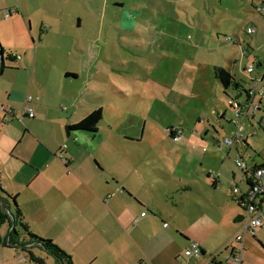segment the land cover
Here are the masks:
<instances>
[{
    "label": "crops",
    "instance_id": "1",
    "mask_svg": "<svg viewBox=\"0 0 264 264\" xmlns=\"http://www.w3.org/2000/svg\"><path fill=\"white\" fill-rule=\"evenodd\" d=\"M99 3L0 0V46L5 58L11 54L0 75V186L16 196L30 230L53 239L72 256L74 264H223L225 254L217 263L211 256L224 251L231 238L210 245L197 236L201 216L178 212L175 195L210 182L215 190L225 187L227 196L229 185L234 198V187L244 192L248 187L245 174L240 169L239 176L232 162L242 157L248 138L235 139L227 147L224 139L234 137L238 129L233 136L223 138L207 129L205 138L212 136L215 148L202 146L191 161L182 164L177 145L172 152L174 162L151 165L152 174L150 165H141L139 169L146 173L140 178L127 176L131 165L116 164L115 147L111 146L119 137L115 119L121 111L117 104L108 102L116 95L109 87L117 65L106 68V51L80 45L87 27L100 16ZM9 9L15 12L6 17ZM130 23L124 25L129 27ZM261 72L254 79L264 77V70ZM250 102L260 104L261 110L250 106L247 117L241 119L243 131L256 127V113L264 111V92L259 91ZM2 106L12 113H5ZM26 107L34 109V117ZM100 108L103 118L95 132L66 130ZM183 139L184 135L175 142ZM184 152L182 148L181 155ZM120 171L126 172V177ZM236 178L239 182L233 186L231 179ZM1 188L0 196L8 200L10 221L0 229V264H14L9 262L10 252L23 264H31L19 246L5 243L13 228L21 234L23 231L13 221L16 206ZM157 201H164L168 209L161 210ZM237 218L235 221H242ZM249 238L245 242L257 247ZM191 241L198 242L205 254L185 257ZM243 258L256 264L250 254L243 253Z\"/></svg>",
    "mask_w": 264,
    "mask_h": 264
},
{
    "label": "rangeland",
    "instance_id": "2",
    "mask_svg": "<svg viewBox=\"0 0 264 264\" xmlns=\"http://www.w3.org/2000/svg\"><path fill=\"white\" fill-rule=\"evenodd\" d=\"M261 1L264 0H100V16L87 27L80 45L106 51V68L117 65L109 87L116 95L108 102L117 104L123 112L116 116L119 137L111 146L115 147L116 164L131 165L127 176L140 178L146 173L139 169L141 165H150L152 174L151 165L174 162L172 152L177 145L182 164L191 161L202 146L215 148L212 136L205 138L207 129L219 138L233 136L238 127L230 121L235 114L228 100L236 97L238 90L230 88L226 92L215 67L229 69L241 89L249 88L252 78L262 73L257 64L264 59V18L255 10ZM124 23H130L129 27ZM248 27H255L256 33L249 35ZM250 65L255 66L252 75L246 71ZM256 115L263 127L248 137L242 154L249 168L264 162V111ZM170 127L183 132L182 142L173 141ZM232 168L239 176L242 174L235 162ZM120 173L126 177V172ZM231 181L233 186L239 182L238 178ZM238 186L245 188L244 184ZM231 187L228 186V196L225 187L215 190L211 182L175 195L178 212H188L193 218L201 216L197 236L210 245L229 238L233 242L244 223L235 221L238 214L245 215V210L232 196ZM157 205L161 210L169 207L164 201H157ZM246 237L258 246L254 248L246 241L244 253L250 254L256 264H264V225L256 229V238ZM37 253L48 264H56L53 255ZM9 257L10 263L23 264L17 254L10 252Z\"/></svg>",
    "mask_w": 264,
    "mask_h": 264
},
{
    "label": "built area",
    "instance_id": "3",
    "mask_svg": "<svg viewBox=\"0 0 264 264\" xmlns=\"http://www.w3.org/2000/svg\"><path fill=\"white\" fill-rule=\"evenodd\" d=\"M256 11L264 15V5H259L256 7ZM15 12V9H10L5 11V16L10 17ZM247 33L252 35L256 33L255 27H248ZM19 57V56H18ZM264 66V60L262 61ZM255 71V66L250 65L247 68V72L252 75ZM253 79V84L249 89L250 99L260 91L264 92V77L260 79ZM263 83V87H260V84ZM28 100H31V97H28ZM250 100V101H251ZM244 103L241 100L230 99L229 105L233 106V112L235 114V123L238 124V131L235 133L234 137H228L224 139V142L227 146L231 147L235 139H243L246 137L241 123H239L238 118L247 117L250 106L253 105L255 110H259L261 105L251 102ZM2 110L5 113H12L10 108L2 106ZM26 110L29 112V116H34V109L32 107H26ZM169 131V129H168ZM183 137V132L180 129L176 130L175 135L172 137L174 141H179ZM235 163L239 169H241L246 177L250 180V186L244 191L236 186L233 188V193L239 205L244 208V223L240 230V233L236 235L234 241L229 244L225 249V261L224 264H246L243 258V253L246 249L245 239L247 235H255L256 229L264 225V166L256 168L254 170L249 169L247 163L242 159L241 156L235 159ZM248 173V174H247ZM142 216L146 215V212H142ZM167 225V223L165 224ZM224 249V250H225ZM203 253L202 246L196 242L191 241L189 246L185 249V257H201ZM217 255V254H216ZM215 256H211L212 262H214Z\"/></svg>",
    "mask_w": 264,
    "mask_h": 264
},
{
    "label": "trees",
    "instance_id": "4",
    "mask_svg": "<svg viewBox=\"0 0 264 264\" xmlns=\"http://www.w3.org/2000/svg\"><path fill=\"white\" fill-rule=\"evenodd\" d=\"M259 5H264V1H261L259 4L255 5V10H256V7ZM257 13H259V12H257ZM259 14H261V13H259ZM261 15L264 18V15L263 14H261ZM10 55L11 54H8L6 58L3 57L2 61L0 58V75L2 74V72L5 68L4 61H5V59L10 58ZM263 60H260L259 63L257 64V67H259V69H262V70H264V66L262 65ZM215 74H216V77L219 79L220 83L223 85L226 92L230 88L238 90V93L240 91H243L245 93V97H246V99L245 98L242 99L243 102L246 103V102H249L251 100L250 99L251 97L249 95V89L251 88V86L253 84L252 83L253 80H252L249 88H246V89L242 88L241 89V87H242L241 83L236 80L234 74H232V72L229 69H226L225 67H220V66L215 67ZM243 92H242V95H243ZM242 95H240V96L237 95L236 97L231 96L230 99L240 100V97ZM254 98L255 97H253L252 99H254ZM230 106L233 109V106L232 105H230ZM260 110H261V107L258 111H260ZM221 116L224 117L225 113H222ZM102 118H103L102 109L101 108L96 109V110L92 111L90 114H88V116H86L80 122L73 124V125H68L66 127V130L68 132L74 131V130H87V131L95 132L97 130L98 124L102 120ZM244 118H246V117H244ZM244 118L243 117L238 118L239 123L242 124L241 119H244ZM234 119L233 120L231 119L230 121H231V123H233L234 125H237V127H238V124H236L234 122L235 121ZM253 119H254V116H253ZM257 125H258V127H257ZM257 125L253 129L247 130L248 133H247V135L245 134L246 137L244 139H247L248 137L257 134V129L259 127H263L262 126L263 123L260 120L257 121ZM176 130L177 129L174 127L169 128L168 132H169L171 137H173L175 135ZM226 138H228V137H226ZM261 166H264V162L262 164H255L254 167L249 168V169L254 170V169L259 168ZM246 182H247V186L249 187L250 186V180L248 177H246ZM0 188H1V186H0ZM1 190H2V188H1ZM2 191L8 196V198H10V200L13 201V204L16 206V215H13L14 216L13 221L17 225H19V227L23 231L21 234L18 231V229L13 228L12 232L9 235L8 240H6L5 243L8 244L9 246H19L26 253L27 258L31 263L34 262L35 264H48L46 261V258L40 256L37 253V251H46L47 253L54 256V258L56 259V264H74L72 256L70 254H68L64 249H62L57 243H55V241L53 239L37 235L36 233H34L30 230L28 222L25 220L24 216L22 215L21 210L18 207V204L16 201V196L11 195L4 190H2ZM8 212H9L8 211V200L5 199V197L0 196V229L6 222L10 221V215L8 214ZM254 238H256L255 235H254ZM226 249L224 251H222L221 253L225 254ZM202 254L204 255L205 251H203ZM214 256H215V258H214L213 263H215V262L217 263L218 257L220 256V253L217 255H214ZM220 264H222V263H220Z\"/></svg>",
    "mask_w": 264,
    "mask_h": 264
},
{
    "label": "water",
    "instance_id": "5",
    "mask_svg": "<svg viewBox=\"0 0 264 264\" xmlns=\"http://www.w3.org/2000/svg\"><path fill=\"white\" fill-rule=\"evenodd\" d=\"M3 57H4V52H3L2 47L0 46V58H1V61H2ZM243 219H244V214H241V215L237 218V220H243Z\"/></svg>",
    "mask_w": 264,
    "mask_h": 264
}]
</instances>
